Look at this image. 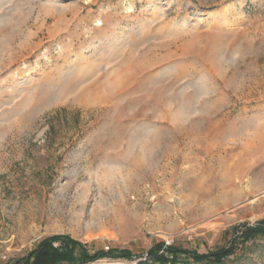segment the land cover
Returning <instances> with one entry per match:
<instances>
[{
    "label": "rangeland",
    "instance_id": "rangeland-1",
    "mask_svg": "<svg viewBox=\"0 0 264 264\" xmlns=\"http://www.w3.org/2000/svg\"><path fill=\"white\" fill-rule=\"evenodd\" d=\"M262 219L264 0H0V264L54 235L203 254ZM242 242L226 264H264Z\"/></svg>",
    "mask_w": 264,
    "mask_h": 264
},
{
    "label": "trees",
    "instance_id": "trees-1",
    "mask_svg": "<svg viewBox=\"0 0 264 264\" xmlns=\"http://www.w3.org/2000/svg\"><path fill=\"white\" fill-rule=\"evenodd\" d=\"M240 229L241 231L238 232V227L235 228L236 235L226 246L203 254L175 245L164 246L161 242L155 243L147 251L145 260L138 261L136 264H184V259H191L194 264H226L228 257L233 255L237 249L239 236L244 243L252 237L264 235V219L254 226L241 225ZM180 254L183 255V259H180ZM100 258L130 259L131 254L111 249L90 254L84 244L65 235H54L40 241L25 256L21 264H88Z\"/></svg>",
    "mask_w": 264,
    "mask_h": 264
}]
</instances>
